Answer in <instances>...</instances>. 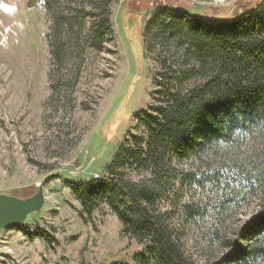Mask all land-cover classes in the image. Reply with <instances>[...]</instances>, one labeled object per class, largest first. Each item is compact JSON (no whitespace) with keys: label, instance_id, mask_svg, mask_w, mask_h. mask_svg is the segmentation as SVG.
I'll return each mask as SVG.
<instances>
[{"label":"trees","instance_id":"16d2710c","mask_svg":"<svg viewBox=\"0 0 264 264\" xmlns=\"http://www.w3.org/2000/svg\"><path fill=\"white\" fill-rule=\"evenodd\" d=\"M112 1L43 2L50 100H64L76 85L87 49L108 51ZM150 13L142 27L143 55L154 63L150 104L133 114V131L102 175L62 181L83 222L105 205L122 235L143 245L137 264H264V218L245 230L243 252L215 255L231 248L223 231L229 213L252 195L264 198V0L211 20L168 4ZM203 152L215 161L199 160ZM193 229L200 258L189 252ZM23 233L56 243L44 229Z\"/></svg>","mask_w":264,"mask_h":264},{"label":"rangeland","instance_id":"374dc122","mask_svg":"<svg viewBox=\"0 0 264 264\" xmlns=\"http://www.w3.org/2000/svg\"><path fill=\"white\" fill-rule=\"evenodd\" d=\"M44 1L29 6L28 0H0V194L29 198L41 187L45 195L43 207L27 216L21 230H0V264H137L133 255L143 245L122 235L119 220L105 205L83 222L62 179L102 175L133 131V114L150 104L154 63L143 55L142 27L155 6L168 4L211 20L231 17L259 0H113V41L108 51L86 50L76 85L64 100L49 99L51 21ZM215 159L209 152L199 155L203 162ZM262 218L264 198L252 195L225 219L231 248L215 255L243 252L245 230ZM38 229L50 232L56 243L28 240L23 233ZM188 247L200 258L194 229Z\"/></svg>","mask_w":264,"mask_h":264},{"label":"water","instance_id":"95a60500","mask_svg":"<svg viewBox=\"0 0 264 264\" xmlns=\"http://www.w3.org/2000/svg\"><path fill=\"white\" fill-rule=\"evenodd\" d=\"M33 0H28V5ZM45 195L40 187L38 191L29 198H18L0 194V230L8 227L21 226L27 216L38 212L44 205Z\"/></svg>","mask_w":264,"mask_h":264},{"label":"built area","instance_id":"2783aa9c","mask_svg":"<svg viewBox=\"0 0 264 264\" xmlns=\"http://www.w3.org/2000/svg\"><path fill=\"white\" fill-rule=\"evenodd\" d=\"M93 177L96 178V177H98V175L95 174Z\"/></svg>","mask_w":264,"mask_h":264},{"label":"bare ground","instance_id":"6f19581e","mask_svg":"<svg viewBox=\"0 0 264 264\" xmlns=\"http://www.w3.org/2000/svg\"><path fill=\"white\" fill-rule=\"evenodd\" d=\"M214 1H224V0H214Z\"/></svg>","mask_w":264,"mask_h":264}]
</instances>
